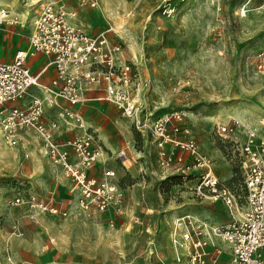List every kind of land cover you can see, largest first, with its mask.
<instances>
[{
  "label": "rangeland",
  "instance_id": "1",
  "mask_svg": "<svg viewBox=\"0 0 264 264\" xmlns=\"http://www.w3.org/2000/svg\"><path fill=\"white\" fill-rule=\"evenodd\" d=\"M0 3V9L10 11L17 21L8 29L6 42L4 30L0 34L1 61L28 44L33 21L46 6L76 12L90 34L105 32L112 44L123 48L147 84L140 92L141 99L158 114L182 112L200 149L213 156L216 164L223 161L218 126L237 122L242 134L252 129L264 136L260 128L264 122V74L257 71L254 62L264 51V0H96L95 9L81 6L77 0ZM169 4L176 13L167 19L163 10ZM124 21L125 29L119 32L117 28ZM244 111L252 116L241 123L238 115ZM114 120L133 134L131 147L121 134L124 145L116 150L108 147V164H112L127 197L124 218L112 214L87 218L76 209L64 219L42 216L40 225H35L28 208L10 207L7 202L14 197L18 183L32 188L40 200L51 199L36 181L50 166L43 157L46 153H41L36 138L11 147L0 131V264H199L192 259L190 245L187 250H177L186 231L192 230L187 215L181 213L183 207L206 209L210 205L198 203L186 186L169 183L167 172L157 166L158 158L150 162L146 156L155 148L151 141L140 138L119 114ZM123 148L128 170L123 168L124 160L116 161ZM34 153H38L40 167L35 166ZM222 167L218 165L221 171ZM230 171L226 167V172ZM228 184L236 187L245 209L240 175L236 173ZM223 216L228 223L232 221L227 207ZM178 221L187 227H179ZM214 239L219 242L216 249L222 250L223 242ZM26 241L29 250L21 249ZM209 250L205 251V264L214 259H206Z\"/></svg>",
  "mask_w": 264,
  "mask_h": 264
},
{
  "label": "built area",
  "instance_id": "2",
  "mask_svg": "<svg viewBox=\"0 0 264 264\" xmlns=\"http://www.w3.org/2000/svg\"><path fill=\"white\" fill-rule=\"evenodd\" d=\"M77 1L81 6L96 8V0ZM175 13L176 8L171 4L163 10L167 19ZM76 16V12L46 6L33 21L29 49L18 50L9 62H0V131L5 143L18 147L23 133L34 132L41 139L50 163L60 168L71 182L70 198L64 205L56 204L52 198L40 200L18 183L8 205L27 207L34 223L40 216L67 218L74 206L87 218L105 214L116 218L126 216L127 197L116 180V173L105 169L99 176L92 174L103 148L96 133L86 127L82 114L76 112L87 103L85 93L98 89L104 92V100L115 105L130 122L136 134L155 146L158 166L171 174L168 177H177L197 201H221L227 206L232 221L213 228L212 235L229 246L231 264H264V138L251 129L245 132V140L239 142V123L217 127L221 148L233 171H238L244 194L246 212L236 218L233 208L239 209L242 197L214 173V163L200 151L185 115L178 111L154 112L140 97L147 84L126 58L123 48L112 44L105 32L90 35L70 24L68 18ZM16 25V19L0 9V31ZM37 54L45 56L48 62L39 72L28 65L29 59ZM254 62L257 71L264 74V51L255 56ZM49 68L54 69L55 76L50 86L42 87L41 78ZM33 88H43L48 98L31 97L26 105H21ZM46 103L58 108L60 123L73 126L83 134L57 141L55 132L59 131L60 123L45 124ZM125 158L124 151L117 154L118 160ZM183 241L191 246L192 259L205 264L203 250L208 241L203 229L188 230ZM214 254L217 257L220 252ZM216 257L212 264H216Z\"/></svg>",
  "mask_w": 264,
  "mask_h": 264
},
{
  "label": "crops",
  "instance_id": "3",
  "mask_svg": "<svg viewBox=\"0 0 264 264\" xmlns=\"http://www.w3.org/2000/svg\"><path fill=\"white\" fill-rule=\"evenodd\" d=\"M75 23L78 26L83 27L86 30V32L88 34H90V32H88V30L86 29L87 26L80 22L79 17H77ZM8 29L9 28H7V27H3V29L0 31V34L2 33L3 30L5 32V36H4L5 42H6V35L8 33ZM89 29H92V28H89ZM31 31H32V29H31ZM30 34H31V32H30ZM90 35H95V34H90ZM27 45L28 44H26V46L24 48L13 50L11 53H9L7 59H5L3 61L0 60V62L11 61L12 58L14 57L15 53L18 50L26 49ZM2 46H3V44L0 46V48ZM47 63L48 62H47L46 57L43 55H40V54H37L36 56L30 58L28 61L29 67L35 72H39V71H42L43 69H45V67L47 66ZM54 76H55L54 69L49 68L43 74V76L41 78V81H40L41 86L42 87L50 86L51 81L54 78ZM31 97H38V98H42V99L48 98V96L44 92L43 88H33L30 92V95L27 97V99L25 100L24 103L23 102L21 103V105H26V103H28L30 101ZM85 98L87 100V103L85 104V106L77 108L76 112H80L82 114V117L84 119L86 127L96 133V135H97V137H98V139L102 145L103 154L100 158L98 165L92 171L93 175L99 176L102 173V171H104L105 169L113 171L112 164H108V161L110 160V152L108 150V147L111 148L112 150H116V149L120 148V146L124 145V144L121 145V143H120L121 142V139L119 137L120 134L123 135L125 142L128 144L129 147H131L132 141H133V138H132L133 134L125 124H123L122 122H119V121L115 122L114 119H116V114H119L122 118H123V116L119 112V110L116 108L115 105L104 100V92L102 90L94 89V90L88 91L85 93ZM56 100L60 105H65V103L62 100H59V99H56ZM57 115H58V108L51 106L50 104L46 103L45 104V117H44L45 124L47 126H50V124H52L53 122H59ZM123 119L126 120L125 118H123ZM104 124H108V125H104ZM262 127H264V126L262 125ZM82 134H83V131L78 130L73 126L66 125V124L61 122L59 131L55 132V139L57 141H64V140L71 139V138H74L75 136H79ZM241 134L242 133L240 132L238 137H237V141H239V142L244 141L246 138L245 134H242L243 135L242 137H241ZM2 138H3V136H2ZM34 138H36L38 146L40 148H42L41 153H43V155H44L45 151H42V150H44L43 143H42L41 139L34 132L23 133L20 137V143H19L18 147H20L23 144V142L28 143L29 142L28 140H31V139L33 140ZM218 147H219L220 153L222 155V160H223V161L219 162L218 164L215 163L213 156L211 157L210 154L203 152L201 149H200V151L212 159V161L214 163L213 164L214 173L218 177H220L223 182L228 183L234 176V175L232 176L233 165L225 157V154L221 148L219 139H218ZM137 150H140V149H137ZM120 151H124L126 153V150L123 148V149L119 150L117 152V154ZM34 154L36 157L35 166L40 167L41 163L39 161V158H37L38 153H34ZM117 154H116V161H123L124 160L123 161L124 163H122L123 168L128 170V167L125 166V161L128 160L127 154H126V158L122 159V160L117 159ZM138 154H140L144 157V154H142V151H139ZM211 154L214 155V157H216V158L219 157L218 152L212 151ZM146 156L148 157V160L150 162H152V160H154L155 157L157 158L156 148L151 149V150L149 149V151L146 152ZM43 157L45 159H47L50 166L47 170H45V172H43L45 174H43L40 178L36 177L37 184L42 186L43 189H45L46 193H50V197L55 201L56 204L64 205L66 203V201L70 198L69 190L71 188V182L64 176V174L60 168H58V167H56L50 163V161L48 160V157H46V154ZM133 163L138 164V162H135V161ZM107 164H108L109 168L106 167ZM218 165H220L221 167H222V165H224V167H222L223 171L218 169ZM225 166L230 168L231 171L229 173L226 172ZM143 169H144V167H143ZM35 175H38V174H35ZM170 175L171 174L167 173V177ZM26 183H28L31 186V183H29V182H26ZM234 188L236 189V187H234ZM29 191L32 192V188ZM236 191H238V190L236 189ZM64 195H65V197H64ZM190 195H191V193H190ZM191 197H192V195H191ZM197 202L200 204L208 203L210 205V207H208L206 209H204L200 206L183 207L181 215L182 216L187 215L188 220L191 222L190 227H188V228H190L192 230L203 229L205 239L208 241V245H209V249H210L209 252L207 253L208 254L207 259H209L210 257H216V255L214 253L218 249H216L215 244L219 243L218 241H216L214 239V236L212 235L213 227L215 228L218 226H222L224 224L226 225L228 223V219L224 218V216H223L224 210L226 209L227 206L221 201L211 202V201L205 200V201H201V202L197 201ZM219 204H221L223 206L222 209L217 208V205H219ZM76 209H77L76 206H74L71 208V211H78ZM239 209H240L239 212H235L236 218H239L240 214H243L246 211V207H245V209H242L241 205H240ZM105 215H107V214H105ZM41 217L42 216H40L38 218L37 223H34L35 225H40ZM42 218H44V217H42ZM24 244L25 245H22L21 249L29 250L30 245H29L28 241H26V243H24ZM218 251L220 252V255L216 257L217 258L216 264H230L231 263V253H230L229 246L223 242L222 250H218ZM212 260L213 259L211 258L210 262H213Z\"/></svg>",
  "mask_w": 264,
  "mask_h": 264
},
{
  "label": "bare ground",
  "instance_id": "4",
  "mask_svg": "<svg viewBox=\"0 0 264 264\" xmlns=\"http://www.w3.org/2000/svg\"><path fill=\"white\" fill-rule=\"evenodd\" d=\"M0 7H1V3H0ZM10 12V11H9ZM11 16V15H10ZM77 17L78 16H76L75 18H73V17H69L68 18V22L70 23V24H72L73 26H75V27H81V26H78L76 23H75V21H76V19H77ZM32 19V18H31ZM127 24V21H124L118 28H117V30L119 31V32H123V30L125 29V25ZM83 28V27H82ZM85 30V29H84ZM122 30V31H121ZM85 32H86V30H85ZM87 33V32H86ZM26 49H29V47L28 48H26ZM252 116V113L251 112H248V111H244L243 113H241L240 115H238V118H239V120H240V122L241 123H245L247 120H248V118L249 117H251ZM260 121H262V119L260 120ZM240 125V124H239ZM243 128V127H242ZM260 128L261 129H263L264 130V127H262V126H260ZM256 132H257V130H255ZM258 133V132H257ZM260 134V133H259ZM260 137V136H259ZM261 138H264V136H262L261 135ZM126 162V161H125ZM234 210H235V212H239V210L240 209H238L236 206L233 208ZM246 212V211H245ZM244 212V213H245ZM244 213L243 214H240V216H243L244 215ZM178 223V226L179 227H184V225L182 224V225H180V223H179V221L177 222ZM177 225V224H176ZM188 231V230H187ZM186 231V232H187ZM176 236H178V235H176ZM175 243H177V242H175ZM188 247L190 248V246H189V244L187 243V242H184V241H182V239H181V242H179L178 243V246H177V250H179V248H183V249H188ZM209 248V245L203 250V252L206 254V250Z\"/></svg>",
  "mask_w": 264,
  "mask_h": 264
},
{
  "label": "trees",
  "instance_id": "5",
  "mask_svg": "<svg viewBox=\"0 0 264 264\" xmlns=\"http://www.w3.org/2000/svg\"><path fill=\"white\" fill-rule=\"evenodd\" d=\"M234 176H236V173L238 174L237 170H234ZM168 182L171 183L172 185H180V180L177 177H168Z\"/></svg>",
  "mask_w": 264,
  "mask_h": 264
}]
</instances>
